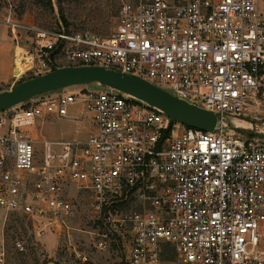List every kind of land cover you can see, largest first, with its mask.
I'll return each mask as SVG.
<instances>
[{"label": "built area", "instance_id": "obj_1", "mask_svg": "<svg viewBox=\"0 0 264 264\" xmlns=\"http://www.w3.org/2000/svg\"><path fill=\"white\" fill-rule=\"evenodd\" d=\"M24 27L32 47H16V81L103 66L222 120L217 131L191 127L128 93L84 85L0 114V264L11 215L43 223L39 238L74 215L84 191L100 247H126L121 264H264V139L226 122L264 109V0L123 1L109 37ZM72 106L96 131L37 149L26 129L44 115L68 117ZM14 245L26 251L25 238Z\"/></svg>", "mask_w": 264, "mask_h": 264}, {"label": "rangeland", "instance_id": "obj_2", "mask_svg": "<svg viewBox=\"0 0 264 264\" xmlns=\"http://www.w3.org/2000/svg\"><path fill=\"white\" fill-rule=\"evenodd\" d=\"M123 1L138 0H0V67L9 61L14 63L18 45L32 47L33 34L24 26H36L58 32L62 29L82 31L99 37H109L118 25L119 8ZM20 81H0V91L9 89ZM14 83V84H13ZM90 89H105L99 83L84 85ZM77 87L46 93V97H56ZM38 98V97H36ZM16 106L8 109L11 113ZM5 112L0 113L4 115ZM44 123H38L36 130L49 140L81 139L90 130L84 123H69L49 114ZM230 129L241 126L264 132V109L246 120L229 117ZM239 133V132H238ZM245 138L255 137L240 133ZM76 210L60 225L48 227L39 238L38 227L43 223L15 216L6 223L7 263L6 264H121L126 259V247L121 243L109 242L100 247L102 239L99 215L92 207L89 192H78L73 198ZM2 218H0L1 230ZM27 242L26 251H19L14 245L16 237Z\"/></svg>", "mask_w": 264, "mask_h": 264}, {"label": "water", "instance_id": "obj_3", "mask_svg": "<svg viewBox=\"0 0 264 264\" xmlns=\"http://www.w3.org/2000/svg\"><path fill=\"white\" fill-rule=\"evenodd\" d=\"M94 82L141 99L191 127L217 131L222 120L220 113L191 104L139 76L95 65L53 67L50 72L27 78L0 91V113L39 95ZM243 118L250 120L249 116ZM232 129L264 139V132L256 129L239 126H233Z\"/></svg>", "mask_w": 264, "mask_h": 264}, {"label": "crops", "instance_id": "obj_4", "mask_svg": "<svg viewBox=\"0 0 264 264\" xmlns=\"http://www.w3.org/2000/svg\"><path fill=\"white\" fill-rule=\"evenodd\" d=\"M13 64L11 63V61H9V63L5 67L4 66L0 67V81L8 82L12 79L14 80V78H13V71H14ZM79 114H80V107L79 106H72L70 108V115L68 117H59L57 115L55 117L61 121H64L66 124H69V123L88 124L90 126V130L86 133V135L84 137L79 139V140H84V139H87L92 133H94L96 131V126L91 121H85V120L80 119ZM48 117H49L48 115H44V116L40 117L34 125H32L26 129L27 135L32 137L33 139H35V145H36L37 149H42V147H43L41 140H43V139L49 140L48 138L44 137L43 135L40 134V132H38L36 130L37 124L46 122Z\"/></svg>", "mask_w": 264, "mask_h": 264}, {"label": "bare ground", "instance_id": "obj_5", "mask_svg": "<svg viewBox=\"0 0 264 264\" xmlns=\"http://www.w3.org/2000/svg\"><path fill=\"white\" fill-rule=\"evenodd\" d=\"M94 83H98V82H94ZM239 127H241V126H239ZM245 128V127H244Z\"/></svg>", "mask_w": 264, "mask_h": 264}, {"label": "trees", "instance_id": "obj_6", "mask_svg": "<svg viewBox=\"0 0 264 264\" xmlns=\"http://www.w3.org/2000/svg\"><path fill=\"white\" fill-rule=\"evenodd\" d=\"M22 81V80H21Z\"/></svg>", "mask_w": 264, "mask_h": 264}]
</instances>
